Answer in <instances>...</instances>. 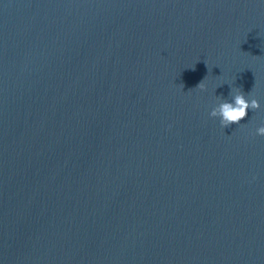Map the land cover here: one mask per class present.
<instances>
[{
	"label": "water",
	"instance_id": "1",
	"mask_svg": "<svg viewBox=\"0 0 264 264\" xmlns=\"http://www.w3.org/2000/svg\"><path fill=\"white\" fill-rule=\"evenodd\" d=\"M262 125L264 0H0V264H264Z\"/></svg>",
	"mask_w": 264,
	"mask_h": 264
},
{
	"label": "clouds",
	"instance_id": "2",
	"mask_svg": "<svg viewBox=\"0 0 264 264\" xmlns=\"http://www.w3.org/2000/svg\"><path fill=\"white\" fill-rule=\"evenodd\" d=\"M196 88L201 92L206 91L204 80ZM229 95L232 96V102L222 99L210 112V117L219 118L223 128L230 127L233 124H240L249 109L252 111L260 109V103L252 96L251 92L246 96L241 89L237 88L231 89ZM256 135L264 137V125L256 129Z\"/></svg>",
	"mask_w": 264,
	"mask_h": 264
}]
</instances>
